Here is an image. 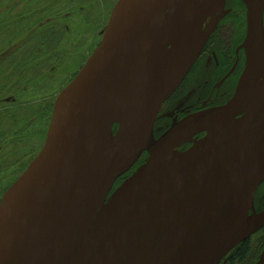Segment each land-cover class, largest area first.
<instances>
[{
  "label": "water",
  "instance_id": "1",
  "mask_svg": "<svg viewBox=\"0 0 264 264\" xmlns=\"http://www.w3.org/2000/svg\"><path fill=\"white\" fill-rule=\"evenodd\" d=\"M241 1L246 63L234 97L159 139L158 114L197 62L213 32L204 34V25L226 0L118 1L100 45L60 93L42 151L0 202V264L140 257L142 264H220L264 228V211L255 210L264 182V0ZM146 53L142 73L114 77L125 60ZM143 74L150 97L133 124L119 86ZM144 153L145 164L110 195ZM256 264H264V250Z\"/></svg>",
  "mask_w": 264,
  "mask_h": 264
},
{
  "label": "rangeland",
  "instance_id": "2",
  "mask_svg": "<svg viewBox=\"0 0 264 264\" xmlns=\"http://www.w3.org/2000/svg\"><path fill=\"white\" fill-rule=\"evenodd\" d=\"M118 1L0 0V49L5 51L0 54V202L42 151L60 93L100 45ZM235 5L230 14L221 8L210 30L217 29L210 42L219 50L235 49L246 33L245 14ZM209 56L198 62L176 100L187 103L208 80ZM133 168L115 182L110 195ZM260 194L258 205L264 209V187ZM250 239L252 253L243 264L255 263L263 251L264 228ZM221 264L230 262L225 258Z\"/></svg>",
  "mask_w": 264,
  "mask_h": 264
},
{
  "label": "flooded vegetation",
  "instance_id": "3",
  "mask_svg": "<svg viewBox=\"0 0 264 264\" xmlns=\"http://www.w3.org/2000/svg\"><path fill=\"white\" fill-rule=\"evenodd\" d=\"M235 4L241 6L242 12L245 14V18H246V7L241 0H226L223 9L227 11L228 14H230L235 9L236 6ZM263 22H264V14H263ZM216 31L217 29L211 33L197 62L193 65L192 69L190 70L189 74L187 75L182 85L163 104L162 109L154 125V134L156 139H159L161 136L167 133L174 124H181L182 122H185L186 120H188L189 118L195 115L205 114L211 110L220 108L225 104H227L234 97L238 87L239 80L245 69L246 57L244 50L241 48L242 47L241 44H243L244 42L246 33L244 35L242 43L239 44L235 49L228 48L227 50H225L224 48H221L219 50V45L213 46L211 45L210 42L214 37ZM204 55L206 56L210 55L211 57L210 56L209 57L212 58L211 67L209 66L208 69L206 68L205 71L209 75L208 80H206L205 83H202V85L199 87V90L193 92L196 93L195 98H192L193 93L192 94L189 93L190 96H188V99H186L187 103L185 102L182 103L179 100H176L175 97L177 93L182 89L184 83L186 82V80L191 75L192 71L195 69L196 65L201 60V58H203ZM205 136L206 134L202 133L197 137H195V139L201 140ZM191 145L192 143L182 147L180 150L181 151L187 150ZM147 157L148 155L146 153L143 154L140 157L137 164L139 162H142L141 164L142 166L146 162ZM137 164L135 165V167L137 166ZM137 169L134 170L133 168L134 171L131 173V175ZM263 187H264V182L259 186L255 195V210L257 213L264 211V209H260L258 205L259 200L262 197L260 192L262 191ZM262 252L260 253L256 262L253 264H256L259 261ZM230 253L225 257L227 258V262H230V258H231Z\"/></svg>",
  "mask_w": 264,
  "mask_h": 264
},
{
  "label": "bare ground",
  "instance_id": "4",
  "mask_svg": "<svg viewBox=\"0 0 264 264\" xmlns=\"http://www.w3.org/2000/svg\"><path fill=\"white\" fill-rule=\"evenodd\" d=\"M221 11V6H219L209 17L207 24V30L209 29L212 30V26H214L217 22L216 20V16L220 14ZM187 18V15L184 16V18H182L181 23L184 22V20ZM204 37V36H202ZM0 54H5L4 50L0 49ZM149 54H142L139 55L137 57H133L130 59L125 60L116 70V73L114 75V77L116 79H121L123 76L120 75V73L122 71H127V70H135L132 73H128V75L125 77H130L133 74H138V73H142L146 67V63L148 60ZM119 90H120V95L119 98L126 104V106L129 108L130 110V114H131V119L133 124H135L136 119L138 117V115L140 114L142 107L144 105H147L148 103V99L150 97V92H149V88H148V79H147V75L143 74L141 76H139L137 79L131 81L130 83L124 85V86H119ZM132 91L131 94L128 95V92ZM200 119H202V117H198V116H194L190 119H188L181 127H179L178 129V133H181L182 131H185L187 128L195 125V123H197V121H199ZM171 154L167 153L165 155H163L162 157H166V156H170ZM136 158V154H131L129 156V163L127 168L125 169V171L130 167V165L132 164V162L134 161V159ZM214 177V176H213ZM90 178L87 179V183H89ZM169 194V193H166ZM163 196H165V194H161L158 196H154L152 197V199H157V198H163ZM188 208V206L186 207ZM175 215L169 216L164 220H160L157 222H154V225L157 227V229L162 228L163 226H165L168 222H170L172 220V218ZM1 234H0V247L2 245L1 243ZM46 244H45V249L44 252L46 250ZM143 262V257H140L135 263L133 264H142Z\"/></svg>",
  "mask_w": 264,
  "mask_h": 264
},
{
  "label": "trees",
  "instance_id": "5",
  "mask_svg": "<svg viewBox=\"0 0 264 264\" xmlns=\"http://www.w3.org/2000/svg\"><path fill=\"white\" fill-rule=\"evenodd\" d=\"M115 126L114 129H116ZM252 253V244L251 239L242 242L239 244L233 251L230 253V264H243L249 258L250 254Z\"/></svg>",
  "mask_w": 264,
  "mask_h": 264
}]
</instances>
